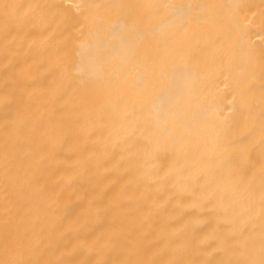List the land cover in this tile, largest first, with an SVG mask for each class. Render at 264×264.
<instances>
[{
	"label": "bare ground",
	"instance_id": "1",
	"mask_svg": "<svg viewBox=\"0 0 264 264\" xmlns=\"http://www.w3.org/2000/svg\"><path fill=\"white\" fill-rule=\"evenodd\" d=\"M0 264H264V0H0Z\"/></svg>",
	"mask_w": 264,
	"mask_h": 264
}]
</instances>
